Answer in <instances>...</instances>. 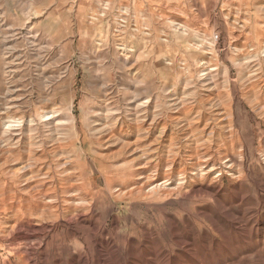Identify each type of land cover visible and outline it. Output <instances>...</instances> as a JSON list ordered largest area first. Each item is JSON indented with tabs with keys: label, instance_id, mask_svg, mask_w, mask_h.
<instances>
[{
	"label": "rangeland",
	"instance_id": "1",
	"mask_svg": "<svg viewBox=\"0 0 264 264\" xmlns=\"http://www.w3.org/2000/svg\"><path fill=\"white\" fill-rule=\"evenodd\" d=\"M167 260L264 264V0H0V264Z\"/></svg>",
	"mask_w": 264,
	"mask_h": 264
},
{
	"label": "bare ground",
	"instance_id": "2",
	"mask_svg": "<svg viewBox=\"0 0 264 264\" xmlns=\"http://www.w3.org/2000/svg\"><path fill=\"white\" fill-rule=\"evenodd\" d=\"M218 10V9H217ZM255 11V10H254ZM98 12V11H97ZM96 17V16H95ZM121 23V22H120ZM176 23V22H175ZM124 28V27H123ZM100 29V28H99ZM118 29V28H117ZM175 29H177V28H175ZM181 29V28H180ZM184 28H182L181 30H183ZM124 30V29H123ZM124 31H126V30H124ZM180 31V30H179ZM86 32H87V30H86ZM96 32V31H95ZM99 32V31H98ZM175 32H177V31H175ZM191 33V32H190ZM89 34V33H88ZM94 35V34H93ZM123 35V34H122ZM180 35V34H179ZM95 36V35H94ZM93 36V37H94ZM107 36V35H106ZM102 37V36H101ZM122 37V36H121ZM199 37V36H198ZM107 38V37H106ZM189 38H191V37H189ZM96 39H98V38H96ZM99 39H100V37H99ZM168 39V38H167ZM187 39V38H186ZM103 40V39H102ZM96 41V40H95ZM105 41H107L108 42V40H105ZM122 42V41H121ZM96 43V42H95ZM195 43H196V41H195ZM108 44H109V42H108ZM118 44V43H117ZM116 44V45H117ZM124 45H125V43H123ZM98 45V44H97ZM102 45V44H101ZM121 45V44H120ZM196 46V45H195ZM100 49V48H99ZM202 52V51H201ZM183 53V52H182ZM191 53V52H190ZM195 53V52H194ZM125 56H127V54H125ZM124 56V57H125ZM248 56V55H247ZM126 58V57H125ZM183 62V61H182ZM165 63V62H164ZM173 72H175V71H173ZM176 75V74H175ZM208 77V76H207ZM179 97V96H178ZM174 104H176L175 102H174ZM179 105V104H178ZM181 105V104H180ZM176 106V105H175ZM174 106V107H175ZM181 107V106H180ZM176 108V107H175ZM149 110V109H148ZM173 110V109H172ZM141 111V110H140ZM151 111V110H150ZM219 111V110H218ZM56 113V112H55ZM160 113V112H159ZM181 113V112H180ZM184 114V113H183ZM220 114V113H219ZM46 116V115H45ZM54 116V115H53ZM136 116V115H135ZM150 116V115H149ZM181 116H182V114H181ZM184 116V115H183ZM16 117V116H15ZM222 117H224V116H222ZM153 118V117H152ZM203 119V118H202ZM176 121V120H175ZM54 122V121H53ZM94 122V121H93ZM96 122V121H95ZM224 122V121H223ZM55 123V122H54ZM184 123V122H183ZM182 123V124H183ZM189 123V122H188ZM166 124V123H165ZM48 125V124H47ZM153 127V126H152ZM195 127V126H194ZM75 128V127H74ZM55 129H53V131H54ZM95 130V129H94ZM52 131V130H51ZM147 131H149V130H147ZM187 131V130H186ZM53 134H54V132H52ZM162 133V132H161ZM144 136V135H143ZM106 139H107V137H106ZM105 139V140H106ZM110 142V141H109ZM197 142V141H196ZM106 145V144H105ZM108 146V145H107ZM60 151V150H59ZM57 154V153H56ZM189 154V153H188ZM155 157V156H154ZM65 159V158H64ZM70 160V159H69ZM169 161V160H168ZM64 162V161H63ZM69 163H70V161H69ZM197 165V164H196ZM216 166V165H215ZM201 167V166H200ZM46 168V167H45ZM67 170V169H66ZM71 170V169H70ZM69 170V171H70ZM200 170V169H199ZM203 173V172H202ZM183 174V173H182ZM204 175V174H203ZM44 176V175H43ZM152 179V178H151ZM155 180V179H154ZM191 183V182H190ZM195 184V183H194ZM74 185V184H73ZM138 186V185H137ZM54 187V186H53ZM161 188H164V185L163 186H156V188H154V190H156V189H161ZM190 188V187H189ZM168 189V188H167ZM186 189V188H185ZM71 190V189H70ZM118 190V189H117ZM179 190V189H178ZM181 190V189H180ZM171 191V190H170ZM176 191V190H175ZM70 193H73V191L72 192H70ZM85 196V195H84ZM49 198V197H48ZM50 200V199H49ZM90 200V199H89ZM58 214V213H57ZM62 219V218H61ZM133 253V252H132ZM169 258V257H168ZM201 260V259H200ZM164 263L165 264H172V262H170V260H167V262H165L164 261ZM153 264H158L157 263V261H154V263Z\"/></svg>",
	"mask_w": 264,
	"mask_h": 264
}]
</instances>
